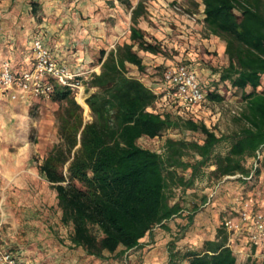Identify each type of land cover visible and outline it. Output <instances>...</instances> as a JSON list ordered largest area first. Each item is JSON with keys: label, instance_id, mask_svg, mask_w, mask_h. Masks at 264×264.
<instances>
[{"label": "trees", "instance_id": "16d2710c", "mask_svg": "<svg viewBox=\"0 0 264 264\" xmlns=\"http://www.w3.org/2000/svg\"><path fill=\"white\" fill-rule=\"evenodd\" d=\"M116 1L129 13V43L99 51V73L84 82L87 92L93 89L84 100L90 121H84L73 91L52 82L57 141L38 165L55 193L70 246L101 260L109 255L120 259L155 227L169 230L166 223L182 218L185 210L180 196L188 190L196 196V182L238 175L237 182L252 188L264 163V0H199L203 28L223 42L226 57L224 65L208 68L206 77L211 79L199 84L208 103L224 100L222 86L239 94L241 106L229 133H216L202 121L174 113L163 99L165 89L154 92L128 75L126 64L144 70L138 52L172 59L192 43L168 47L146 34L141 22L158 29L148 14L149 0ZM30 5L34 14L36 3ZM179 63L198 64L189 58ZM159 68L157 81L162 78L163 66ZM200 75L199 70L198 79ZM168 130L196 138H166L161 152L137 144ZM222 144L225 151L217 152ZM208 197L190 203L187 222ZM229 238L223 223L198 251L176 248L175 236L169 241L168 264H264L256 258L238 261Z\"/></svg>", "mask_w": 264, "mask_h": 264}, {"label": "crops", "instance_id": "0c3cea01", "mask_svg": "<svg viewBox=\"0 0 264 264\" xmlns=\"http://www.w3.org/2000/svg\"><path fill=\"white\" fill-rule=\"evenodd\" d=\"M30 2H35L36 9L39 8L40 19L31 12ZM149 2L148 14L158 29L141 22L140 26L146 34L152 35L168 47H175L179 41L187 47L182 40L183 36L174 28L178 20L167 1ZM128 28L129 13L116 0H0V64L7 61L14 73L30 69L34 61L28 42L33 37H39L58 63L64 64L73 73L81 74L78 80L81 81L80 90L84 94L87 92L84 82L88 76L99 73V51L104 49L107 52L118 44L129 43ZM34 30L38 31V35L31 37ZM191 38L188 41L192 43V50L185 52L181 46L178 62L187 58L194 60L195 56H199L194 51L199 52L201 43ZM217 49L221 50L222 59L213 55L205 57L215 64L219 61V64L224 65L226 57L223 54V42L217 45ZM133 50H136V46ZM138 55L142 57L144 70L139 71L135 66L126 64L128 75L138 78L150 88L159 89L155 82L157 77L149 74L161 65L163 59L142 52H138ZM171 60L166 59L164 63ZM153 61L156 62L155 65H152ZM200 72L208 76L209 71L208 68H202ZM92 91L93 89H89L83 100ZM13 92H18L16 87L7 90L0 88V238L4 247L23 264H104L110 260V255L104 260L94 259L80 248L70 246L69 229L60 224L55 193L38 170L48 148L32 146L26 141L30 129L26 124L32 104H37L41 109L51 107L54 103L20 94L13 100L10 98ZM52 118L54 122V116ZM21 128L25 132L23 135L17 132ZM54 132L56 134L55 127ZM232 184L224 181V185H221L220 195L225 197L226 202L221 205L220 213L227 208L231 214L237 208L239 188L235 189ZM260 184H264V168L251 188L255 196L253 200L262 197L259 194ZM216 187L218 184L214 186L215 191ZM206 206H200L199 209L203 211L197 210L192 221H186L183 228L176 223L179 218L166 223L169 230L155 227L140 240L137 248L129 250L120 259L125 263L137 260L138 264H168V245L175 236L178 237L176 248L198 251L202 241L196 239V218L199 214L203 215L201 222L210 223L215 214L211 210L208 215L209 209ZM63 228L66 229L65 236L62 235ZM247 234L243 231L229 239V246L237 260H264V245L249 243ZM213 238L214 235L207 239ZM182 264L188 263L183 261Z\"/></svg>", "mask_w": 264, "mask_h": 264}, {"label": "rangeland", "instance_id": "374dc122", "mask_svg": "<svg viewBox=\"0 0 264 264\" xmlns=\"http://www.w3.org/2000/svg\"><path fill=\"white\" fill-rule=\"evenodd\" d=\"M150 5V4H149ZM174 14L176 15V18L178 20V24L182 25V27L175 26L176 31H184V33H187V38L190 40H197L200 42V50H199V56H195L197 59L196 69L197 71H201L203 69L207 68H215L218 66H221L219 64V61L213 63L211 60H207L205 55H213L216 56L218 59H222L223 56L220 55L221 50L218 51L217 45L221 43L222 41L219 40L217 37L207 34L206 30L203 28L202 25V14H201V6L199 4V0H180L178 6L174 9H172ZM128 12V11H127ZM35 15L40 19V10L39 8L36 9ZM150 24V22H146ZM35 29V28H34ZM178 29V30H177ZM180 33V32H179ZM38 31L34 30L33 34H31V37L37 36ZM206 40V41H205ZM178 41V40H177ZM206 42V44H205ZM28 45L30 47V41L28 42ZM188 45V44H187ZM182 48L178 49V53L174 55V58H172L171 61L167 62V64H176L179 63L177 59H179V55L182 52ZM191 51L192 49H188V51ZM191 53V52H190ZM151 60V59H150ZM154 60V59H153ZM2 63V62H1ZM156 62L153 61L152 65H155ZM161 66V65H160ZM160 66H157L154 68V72L149 74V76H156L157 78L160 76ZM211 77H206L204 74L201 75V81L205 82L208 81ZM87 94L85 92L84 94L81 93V90L73 91V95L75 97V100L77 101L78 97H84ZM222 95L224 97V100L221 103H208L204 102L197 106H194L188 110L182 108L176 101H174L172 98H168L167 102L165 103L166 106L171 109L174 113L181 114L185 118H192L194 120H199L205 123V125L213 129L216 133H229L233 128L234 124L232 122L233 116L236 115V113L240 109V102H239V94L237 92H233V90L227 88L226 86H222ZM84 101V100H83ZM82 107V106H81ZM56 105L52 104L51 107H43L41 109L38 108L37 104H32L29 110V120L26 125L30 128L28 130L27 135L29 137L26 139L27 142L30 143L32 146H38L42 148H50L53 143L57 141L56 134L54 132L55 124L53 121L54 111H55ZM83 109V107H82ZM48 115V116H47ZM83 119L84 121H90L91 117L89 115V111H85L83 109ZM24 125V127L26 126ZM27 127V126H26ZM19 135L25 134L24 130L21 128L17 130ZM181 136H185L189 139L196 138L195 135H191L188 133L181 134L177 132L176 130H168L165 133H163L160 137L154 138V139H148V138H140L137 141V144L141 147L148 148L150 150L161 152L163 142L166 138H173L177 139ZM38 145H37V144ZM226 144H222L218 146L216 149L217 152L223 153L226 149ZM251 163V162H250ZM249 164V163H248ZM264 163L261 164V168H264ZM209 171V170H208ZM224 181H228L233 183L232 187L238 190V205L237 208L229 214L227 211V208H224L222 212L220 213V209L222 204H225L226 202L225 197L220 195L221 191V185H224V181H215L212 177L208 178L206 177L201 182H196L195 184V193L196 196H191L189 193L191 190L186 191V193L182 194L181 199H183V205L185 207V210L182 212L183 216L182 218L177 219V225L179 227L183 228V224L186 222L185 215H187L186 211L190 207V203L193 201L195 203H198L199 197L201 195H211V201L206 206L209 211L207 212L208 215H210L211 210L215 211L214 216L212 217L210 223H206L203 225V222H201V218L203 215H198L195 221V226L198 228V232H196L198 238H196L199 241H204V239H207L208 237H212V235L215 234V230L218 226H220L226 218H232L237 219V211L241 205V203L247 201L249 203L250 209L253 211L260 209L264 205V184H260L259 191L260 195L262 196L261 199H254V195L252 194L251 187L248 185H242L239 184V182L236 181L235 178H224ZM258 181V180H257ZM217 182V183H215ZM218 184V187H216V191L214 186ZM231 185V184H230ZM181 191L176 190V195H180ZM221 197H223L221 199ZM176 200V198H175ZM260 205V206H259ZM203 209H198L197 212H202ZM207 216V215H204ZM194 226V227H195ZM203 229V230H201ZM66 229H62V235L65 236ZM202 246V244H201ZM199 247V250L201 248ZM241 261V260H239ZM95 264V262L91 263ZM104 264H138V261H132L125 263L121 259H116L114 256H111L110 260L107 262H104Z\"/></svg>", "mask_w": 264, "mask_h": 264}, {"label": "built area", "instance_id": "2783aa9c", "mask_svg": "<svg viewBox=\"0 0 264 264\" xmlns=\"http://www.w3.org/2000/svg\"><path fill=\"white\" fill-rule=\"evenodd\" d=\"M166 1L171 9L176 8L180 2V0ZM178 32H180L183 36L182 40L187 44V33L182 30H178ZM30 49L34 61L30 69L14 73L7 61L0 64V88L7 90L16 87L18 90V92L11 93V99H16L20 94L23 97L34 96L50 100L52 82L68 87L72 91L80 90L82 85L78 77L81 74L73 73L64 64L58 63L54 59L51 50L42 43L39 37H33L30 40ZM161 59H163V62H161L163 66L162 78L160 81H155L158 84L156 87L159 89H151L154 92L165 89L166 92L163 99L172 98L186 110L204 103V95L199 84L196 64H165L166 59ZM237 176L226 178H236ZM211 196L212 194L209 195L206 205L210 203ZM237 214V219L226 218L223 222V226L230 237L246 231L249 243L264 245V205L260 209L253 211L250 209L249 203L245 201L241 203ZM1 226L2 220L0 218V229ZM0 264H23L4 247L1 238Z\"/></svg>", "mask_w": 264, "mask_h": 264}, {"label": "bare ground", "instance_id": "6f19581e", "mask_svg": "<svg viewBox=\"0 0 264 264\" xmlns=\"http://www.w3.org/2000/svg\"><path fill=\"white\" fill-rule=\"evenodd\" d=\"M77 102L83 107L85 111H88V107L86 106L85 102L83 101V97H78Z\"/></svg>", "mask_w": 264, "mask_h": 264}]
</instances>
